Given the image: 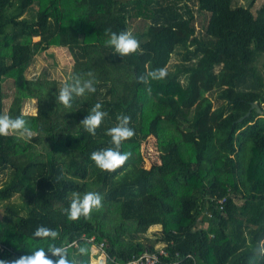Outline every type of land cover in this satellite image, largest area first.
<instances>
[{
  "label": "trees",
  "instance_id": "trees-1",
  "mask_svg": "<svg viewBox=\"0 0 264 264\" xmlns=\"http://www.w3.org/2000/svg\"><path fill=\"white\" fill-rule=\"evenodd\" d=\"M133 20L148 29L132 33L143 52L121 57L105 46V30L130 31ZM50 46L72 56L68 78L26 77L34 57ZM174 53L180 61L169 67ZM158 68L165 79L137 82ZM74 75L94 79L96 91L74 97L67 108L55 96ZM7 79L12 92L5 110ZM26 99L36 101L35 113L22 111ZM96 103L107 115L91 135L79 123ZM5 114L23 116L33 133L0 136V172L7 175L0 184V261L6 264L50 245L66 249L69 264H90L99 243L105 264L157 244L168 255L156 264H247L264 238V2L0 0ZM121 114L131 116L135 135L119 151L131 155L115 171H102L90 156L114 147L106 132ZM149 136L158 161L146 168L141 147ZM88 192L102 196V208L69 220L64 209L75 194ZM14 195L19 202L11 201ZM39 226L58 236L35 237ZM153 226L159 232L149 237Z\"/></svg>",
  "mask_w": 264,
  "mask_h": 264
},
{
  "label": "clouds",
  "instance_id": "clouds-1",
  "mask_svg": "<svg viewBox=\"0 0 264 264\" xmlns=\"http://www.w3.org/2000/svg\"><path fill=\"white\" fill-rule=\"evenodd\" d=\"M107 39L105 40L106 47H112L114 53L121 57L128 56L133 53L143 50L140 48V42L133 36L130 31L113 32L111 29L105 30ZM88 73V76H91ZM167 77V72L163 68L153 69L145 75L136 77L138 83L147 84L149 80H163ZM96 91L94 79H83L80 76H72L69 81H66L59 89V93L55 96V102L58 101L64 107H72L74 97L84 96L85 93H94ZM107 112L102 110V104L96 103L88 115L82 119L79 125L83 126V130L91 135H95L96 129L102 123ZM131 116L121 114L117 117V124L107 130L106 135L111 137L110 143L114 147L104 150L95 151L91 154L90 159L102 171L112 172L118 167H121L129 159L131 153H121L119 148L125 140L131 139L135 135V130L128 125L131 122ZM10 134H18L21 138H30L32 133L28 127V122L23 116L12 118L9 115H0V136H8ZM102 196L98 192H88L82 198L75 194L70 206L64 209L69 220L75 221L81 216L88 218L94 209L102 208ZM35 237L55 239L58 233L44 226H39L35 232ZM85 249L81 248L83 253ZM46 253H51V259ZM264 261V238H262L252 250L247 264H261ZM0 264H6L5 261H0ZM11 264H69L67 259V250L64 248L50 245L47 251L40 248L30 255H24L11 262Z\"/></svg>",
  "mask_w": 264,
  "mask_h": 264
},
{
  "label": "rangeland",
  "instance_id": "rangeland-1",
  "mask_svg": "<svg viewBox=\"0 0 264 264\" xmlns=\"http://www.w3.org/2000/svg\"><path fill=\"white\" fill-rule=\"evenodd\" d=\"M250 0H235V2L247 5ZM264 0H254V7H258L261 3H263ZM33 8L35 9L36 6L34 5ZM146 24H142L141 20H133L130 25V31L131 33L139 32V33H147L148 29L145 27ZM145 28V29H144ZM150 31V29H149ZM152 31V30H151ZM20 36L19 34L15 36L14 41L19 42ZM180 61V57L177 54H172L170 61H169V67H172L174 63H177ZM73 65V58L70 55V53L62 47H55L50 46L46 51L38 53L32 63L24 70V74L26 77H38V76H46L50 78H55L59 80L60 82H63L65 79L68 78V76L71 73ZM11 92H12V80L7 79L4 83V109H7V106L10 102L11 98ZM22 111L24 113L33 114L36 111V101L34 99H26L24 100L22 104ZM32 133V132H31ZM33 134V133H32ZM142 154H143V164L144 167H149L150 164L154 161H158V152L156 150L155 145V138L152 136H149L145 141L142 143ZM7 177L5 172H0V184L1 182ZM11 201L13 202H19L20 199L17 195H14L11 198ZM0 215H1V206H0ZM160 227L159 226H153L152 228H149L147 231V236L154 237L155 232H159ZM160 245V244H157ZM92 253L95 254L94 248H92ZM96 255V254H95ZM100 258V261H104L103 255H98ZM99 261V262H100ZM101 263V262H100Z\"/></svg>",
  "mask_w": 264,
  "mask_h": 264
},
{
  "label": "built area",
  "instance_id": "built-area-1",
  "mask_svg": "<svg viewBox=\"0 0 264 264\" xmlns=\"http://www.w3.org/2000/svg\"><path fill=\"white\" fill-rule=\"evenodd\" d=\"M165 245L156 246L157 249L154 251H143L136 257H132L131 259L124 261L120 264H156L158 263L162 257L168 255V251L164 248ZM92 248L95 250L96 257L98 255H103L105 257L104 244L99 243L94 245Z\"/></svg>",
  "mask_w": 264,
  "mask_h": 264
},
{
  "label": "crops",
  "instance_id": "crops-1",
  "mask_svg": "<svg viewBox=\"0 0 264 264\" xmlns=\"http://www.w3.org/2000/svg\"><path fill=\"white\" fill-rule=\"evenodd\" d=\"M99 261H100V258L92 257L91 260H90V264H92V263H95V264H101V263L102 264H105L104 261L103 262L100 261L101 263Z\"/></svg>",
  "mask_w": 264,
  "mask_h": 264
},
{
  "label": "water",
  "instance_id": "water-1",
  "mask_svg": "<svg viewBox=\"0 0 264 264\" xmlns=\"http://www.w3.org/2000/svg\"><path fill=\"white\" fill-rule=\"evenodd\" d=\"M252 106L257 107V109L260 110V109H259V105H258L257 103L253 102V103H252ZM246 114H248V112H247Z\"/></svg>",
  "mask_w": 264,
  "mask_h": 264
}]
</instances>
